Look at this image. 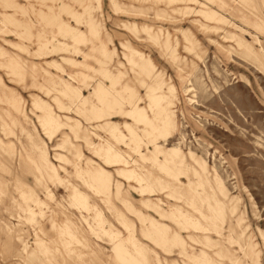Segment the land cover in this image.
I'll return each instance as SVG.
<instances>
[{"label": "rangeland", "instance_id": "374dc122", "mask_svg": "<svg viewBox=\"0 0 264 264\" xmlns=\"http://www.w3.org/2000/svg\"><path fill=\"white\" fill-rule=\"evenodd\" d=\"M0 264H264V0H0Z\"/></svg>", "mask_w": 264, "mask_h": 264}, {"label": "bare ground", "instance_id": "6f19581e", "mask_svg": "<svg viewBox=\"0 0 264 264\" xmlns=\"http://www.w3.org/2000/svg\"><path fill=\"white\" fill-rule=\"evenodd\" d=\"M150 128L153 131H156L158 129L156 126H150ZM159 128L164 130L162 134L165 135L163 136L165 141L166 135H168V130L169 128H171V120L167 115H164L163 118L160 120Z\"/></svg>", "mask_w": 264, "mask_h": 264}]
</instances>
